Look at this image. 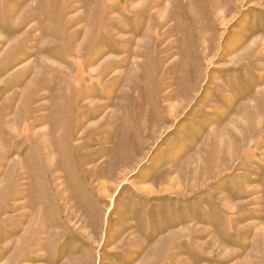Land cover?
<instances>
[{
	"label": "rangeland",
	"instance_id": "374dc122",
	"mask_svg": "<svg viewBox=\"0 0 264 264\" xmlns=\"http://www.w3.org/2000/svg\"><path fill=\"white\" fill-rule=\"evenodd\" d=\"M0 264H264V0H0Z\"/></svg>",
	"mask_w": 264,
	"mask_h": 264
}]
</instances>
